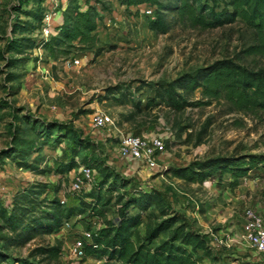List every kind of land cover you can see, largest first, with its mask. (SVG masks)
Here are the masks:
<instances>
[{"label": "rangeland", "instance_id": "1", "mask_svg": "<svg viewBox=\"0 0 264 264\" xmlns=\"http://www.w3.org/2000/svg\"><path fill=\"white\" fill-rule=\"evenodd\" d=\"M90 1L103 15L94 31L98 44L89 50L56 45L52 54L47 49L51 37L43 33L44 18L50 13L54 21L61 11L64 16V8L73 7L75 0H0V260L47 263L49 259L33 249L60 240L58 264H111L106 256L85 255L84 248L82 259L69 252L76 235L94 222L103 225L102 213L81 206L83 196L71 186L80 167L87 165L96 169L103 186L107 201L102 208L108 217L117 216L127 198L138 196L136 190L155 188L162 193L166 210L186 220L190 228L196 229L191 212L199 210L215 225L236 232L231 246L212 247L209 256L197 252L199 264H264V256L242 239L240 225L247 205L264 214V110L235 109L224 96L183 109L155 98L159 86L219 58L264 68V52H246L251 44L260 43L255 29L241 18L209 28L192 27L168 10L170 29L158 32L148 25L146 17L154 12H146L147 3ZM79 2L87 7L86 0ZM188 97L208 99L201 91ZM97 111L106 112L108 127L95 126L92 117ZM131 132L169 136L164 167L150 169L119 153L120 135ZM73 156L74 167L68 169ZM241 156L255 165L236 184L230 172L221 170L203 181H188L171 171L197 159ZM56 197L79 208L67 217L69 225L37 233L25 244L9 243L7 238L15 234L12 223L26 224L33 214L52 210ZM151 209L160 215V207ZM208 209L214 214L210 219ZM141 229L144 232L145 226Z\"/></svg>", "mask_w": 264, "mask_h": 264}, {"label": "trees", "instance_id": "2", "mask_svg": "<svg viewBox=\"0 0 264 264\" xmlns=\"http://www.w3.org/2000/svg\"><path fill=\"white\" fill-rule=\"evenodd\" d=\"M89 1V3H88ZM127 6L143 3L154 6L152 17H146L151 29L167 32L170 23L166 11L177 12L179 18L192 27L209 28L224 25L243 19L253 29L260 41L246 48L247 53L264 52V0H119ZM212 2V3H211ZM83 8L79 0L75 5L64 8V21L53 26V34L49 43L50 52L55 54L58 49H65L64 44L74 46L79 50L93 49L98 44V35L94 32L98 20L103 16L99 8L86 0ZM222 5V8H218ZM103 9H109L103 5ZM78 40L76 44L74 41ZM63 47V48H62ZM98 52V50H97ZM201 91L207 100H191L188 95ZM224 96L238 110H264V68L253 69L232 58H219L209 65L200 67L196 73H184L169 81L167 86H159L155 90V98H161L166 104L183 109L190 104L206 103L209 99ZM254 157H252L253 159ZM75 158L68 162V169L74 167ZM254 160L246 162L244 157L225 158L213 157L205 160H193L186 166L174 167L175 175L188 181H203L221 170L230 172L233 183L240 176L247 174L254 167ZM232 165H235L233 168ZM100 183V184H99ZM95 191L98 193H94ZM92 190L81 193L80 205L91 207L92 211L102 213L103 225L92 234L91 239L84 242L85 255L106 256L111 261L121 264H199L197 252L201 250L209 256L212 245L208 233L190 228L184 219L177 214H171L164 207L165 199L159 190H136L138 196L127 198L119 208L117 216L108 217L102 204V184L98 181ZM162 195V196H161ZM123 196H120V198ZM96 199L88 201L86 199ZM101 202V204H100ZM52 210H42L36 216L32 215L28 223L11 224L15 234L7 239L11 244H25L37 233L57 232L61 229L64 219L75 213L77 204L66 205L61 198H53ZM139 210L131 213L129 207ZM160 207V215L151 209ZM77 208V209H76ZM82 209V208H81ZM84 209V208H83ZM82 209V210H83ZM150 209L148 212L147 210ZM145 214H144V213ZM146 215V218H145ZM11 218V215L7 217ZM155 221L153 222V219ZM68 219V218H67ZM145 226L143 232L141 227ZM167 232L166 236H162ZM144 233V234H143ZM62 242L58 240L53 245H39L33 253H40L49 259L32 261L21 258L16 264H58L57 259L62 254ZM55 259V262H52ZM0 264H7L0 260Z\"/></svg>", "mask_w": 264, "mask_h": 264}, {"label": "built area", "instance_id": "3", "mask_svg": "<svg viewBox=\"0 0 264 264\" xmlns=\"http://www.w3.org/2000/svg\"><path fill=\"white\" fill-rule=\"evenodd\" d=\"M154 6L148 4L146 12L152 13ZM55 15V14H54ZM46 23L43 27V33L47 37L53 34V16L49 13L45 16ZM80 59L76 58L75 62ZM93 123L97 128L103 129L109 126V117L104 111H97L92 117ZM168 135L165 133H155L151 135L139 133H124L120 135L118 151L124 157L137 160L141 165H146L150 169L159 170L164 167L163 155L167 151ZM96 169L91 166L82 165L78 174L74 176L72 188L80 193L92 190L98 180L96 178ZM112 217V216H111ZM93 218H91L92 220ZM90 220V221H91ZM70 220H64V225H69ZM243 236L248 240L249 244L260 254L264 256V214L261 213L253 204L247 205L243 212ZM61 227V228H62ZM100 226H96L95 222L85 228L79 235H76L69 245V252L77 259H82L81 251L85 239H91L92 234L97 231ZM111 264H115L111 261Z\"/></svg>", "mask_w": 264, "mask_h": 264}, {"label": "crops", "instance_id": "4", "mask_svg": "<svg viewBox=\"0 0 264 264\" xmlns=\"http://www.w3.org/2000/svg\"><path fill=\"white\" fill-rule=\"evenodd\" d=\"M62 14L63 12L61 11L60 13H57L56 16H54L55 20L52 21L53 26H57L63 23L64 16ZM189 207L192 208L193 206H189ZM187 212L189 213L190 211H187ZM210 212H211L210 209L206 211V215L208 218H209V215L212 214ZM191 213L194 219L196 220L195 228L199 231L208 233L209 241L212 247L218 250H223L224 246L227 247V246H231L232 244H234V241H236L237 239V234L234 230H232L229 227L223 228V226H219L220 224L215 225L213 218L212 219L209 218L210 220H208L207 218L203 217L205 213H201V211L199 210H194ZM242 222H243V217L241 218V224H240L242 239L246 242L247 245H250L248 240H246L245 237L243 236ZM217 227H221V228L217 230L216 229Z\"/></svg>", "mask_w": 264, "mask_h": 264}]
</instances>
